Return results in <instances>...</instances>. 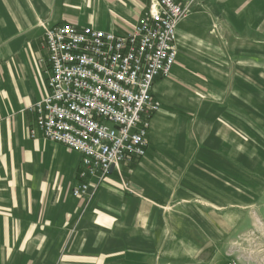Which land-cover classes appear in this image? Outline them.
I'll use <instances>...</instances> for the list:
<instances>
[{
	"label": "rangeland",
	"instance_id": "obj_1",
	"mask_svg": "<svg viewBox=\"0 0 264 264\" xmlns=\"http://www.w3.org/2000/svg\"><path fill=\"white\" fill-rule=\"evenodd\" d=\"M188 2L187 64L158 87L166 124L136 199L162 197L122 218L129 239L110 251L142 250V264H264V0H203L220 7L202 12Z\"/></svg>",
	"mask_w": 264,
	"mask_h": 264
},
{
	"label": "crops",
	"instance_id": "obj_2",
	"mask_svg": "<svg viewBox=\"0 0 264 264\" xmlns=\"http://www.w3.org/2000/svg\"><path fill=\"white\" fill-rule=\"evenodd\" d=\"M195 1L199 12L220 7ZM149 6V0H0V264H142V250L110 249L129 239L122 218L162 197L151 189L136 199L151 185L143 176L152 172L146 168L153 160L152 136L162 137L166 124L161 111L151 119L148 157L122 163L105 181L89 179L91 199L73 194L81 154L40 133L32 139L29 128L36 125L32 106L48 95L41 21L126 33ZM190 28L191 22L178 25V47ZM180 47L176 61L186 63ZM166 79L154 86L160 103L158 87ZM125 183L133 194L124 191Z\"/></svg>",
	"mask_w": 264,
	"mask_h": 264
},
{
	"label": "built area",
	"instance_id": "obj_3",
	"mask_svg": "<svg viewBox=\"0 0 264 264\" xmlns=\"http://www.w3.org/2000/svg\"><path fill=\"white\" fill-rule=\"evenodd\" d=\"M139 24L114 33L75 24L40 23L49 56L48 95L32 106L45 140L81 154L75 198L91 199L89 179L105 181L112 166L147 155L152 117L161 111L154 86L179 54L178 25L192 4L149 0Z\"/></svg>",
	"mask_w": 264,
	"mask_h": 264
},
{
	"label": "water",
	"instance_id": "obj_4",
	"mask_svg": "<svg viewBox=\"0 0 264 264\" xmlns=\"http://www.w3.org/2000/svg\"><path fill=\"white\" fill-rule=\"evenodd\" d=\"M114 170H115V167H114V166H112V168H111V170H110V173H113V172H114Z\"/></svg>",
	"mask_w": 264,
	"mask_h": 264
}]
</instances>
